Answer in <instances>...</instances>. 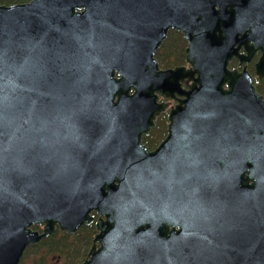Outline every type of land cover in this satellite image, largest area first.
Returning a JSON list of instances; mask_svg holds the SVG:
<instances>
[{
    "label": "water",
    "instance_id": "water-1",
    "mask_svg": "<svg viewBox=\"0 0 264 264\" xmlns=\"http://www.w3.org/2000/svg\"><path fill=\"white\" fill-rule=\"evenodd\" d=\"M171 29L186 64L162 68ZM242 44L261 77L264 0L0 5V264L91 211L81 264H264V98L227 68Z\"/></svg>",
    "mask_w": 264,
    "mask_h": 264
},
{
    "label": "flooded vegetation",
    "instance_id": "flooded-vegetation-1",
    "mask_svg": "<svg viewBox=\"0 0 264 264\" xmlns=\"http://www.w3.org/2000/svg\"><path fill=\"white\" fill-rule=\"evenodd\" d=\"M21 2L20 1H16V2H12V3H8L7 0H0V5L7 6V5L19 4ZM250 16L251 17H254V18H251V17L247 16V17H249L246 20V21H248V23L250 21H253V23H256L255 22V19L258 20V19L261 18L258 13L257 14H254L253 16L252 15H250ZM175 31H177V30H175ZM182 36H183V34H182ZM183 38H184V36H183ZM184 40H185V38H184ZM186 44H187V42L185 40L184 54H185ZM233 48H234L235 52L228 59L227 68L229 70H237L238 72H241L243 70H245L246 72H248L250 74V76H251L252 84L255 87L256 92H258V94L262 95L263 98H264V75H262L260 77L258 75L257 69H256V63L259 60V58L261 57V55H262L261 49H257L255 52H253V54L250 56V60L249 61H246V59H243V58L247 56V51L245 50L243 44L242 45H235ZM185 64L186 63H185V56H184V62L182 64H180V66L181 65H185ZM162 68H164V67H162ZM133 90L134 89L132 88L130 92H132ZM158 102H166V103H168V105H167L166 110L164 112H162L159 116H157V118L154 120V124H153V126L150 127L148 133L147 134H142V136H141V139H140L141 144L144 145V147L147 148L148 151L154 150L158 146V144L166 137V135H167V129H168V118H167L168 111H169V109H170L171 106H173L174 104H176V100L175 99L166 98V97L165 98L164 97H160ZM130 139H131V137H130ZM124 141H126V139H123L122 138V143H124ZM122 143H118L117 146L120 147V145H122ZM133 143H134V141L132 142V144ZM130 148H132V147H130ZM124 150H126V149H124ZM138 151L140 152V150H138ZM90 216L93 217V220L89 224L82 225L76 232H74L72 234H68V233H66L64 231H58L57 229L52 234H58V235L61 234L62 237L64 236L63 234L67 235V237H68L67 243L69 244V243H71L69 239H71V237L72 238L75 237V235L80 232L81 235H79V236H80V239H81V241L83 243H85V240H87V238H89V241L87 240L89 242V244L87 245V251H88L89 247L92 244V239H93V237H94V235L96 233L95 222L97 220L98 215H97V213L95 211H91L90 212ZM84 227H90L89 231L88 232L86 231V232L83 233V230L82 229ZM32 228L33 229H37L38 231H41L42 226L41 225L40 226L39 225H35ZM47 237H45V238H47ZM45 238H42L41 241L43 239H45ZM75 238H76V241H77V237H75ZM41 241L38 244H40ZM38 244L33 245V246H30V247L31 248H36V246ZM77 244H79V240L77 241ZM36 249L42 250L43 248H36ZM44 249H47V248H44ZM87 251H86L83 259H81L78 262V264H81L83 262V260L86 257ZM52 254H53L52 257H50L51 260L55 256H56V259L55 260H57L58 258L66 259V258H64L65 255H63V254H57V255H54V253H52ZM78 257H77V260L76 261H78L80 258H82V255L80 254V258H78ZM70 261L71 260H68L67 259V262L64 263V264H75V263H70ZM37 263L38 262H36L34 264H37ZM19 264H21V262H19ZM39 264H50V261H45V262L41 261Z\"/></svg>",
    "mask_w": 264,
    "mask_h": 264
},
{
    "label": "trees",
    "instance_id": "trees-1",
    "mask_svg": "<svg viewBox=\"0 0 264 264\" xmlns=\"http://www.w3.org/2000/svg\"><path fill=\"white\" fill-rule=\"evenodd\" d=\"M7 1L8 3H12L16 1H20V2L22 1L23 3H26L29 2L30 0H7ZM184 46H185V40L182 34L179 31L170 30L155 54V57L160 67L168 68L182 64L184 62V56H185ZM89 229L90 227H84L82 229L83 233L86 231L88 232ZM63 235L64 236L62 237L61 234L60 235L51 234L47 238L43 239L41 243L36 246V248H43V250L47 251V253L63 254L65 255L64 258L71 260L70 263H75L77 257L80 256V254L82 255L81 259H83L87 251L89 238H87L88 241L85 240V243H83L79 236L81 235V233L79 232L78 234L75 235V237H77V241L79 240V244L73 245L71 241H70L71 243L68 244L67 235L65 234ZM81 248L82 251H80ZM39 263L40 262L38 261L37 264ZM21 264L23 263L21 262Z\"/></svg>",
    "mask_w": 264,
    "mask_h": 264
},
{
    "label": "rangeland",
    "instance_id": "rangeland-1",
    "mask_svg": "<svg viewBox=\"0 0 264 264\" xmlns=\"http://www.w3.org/2000/svg\"><path fill=\"white\" fill-rule=\"evenodd\" d=\"M69 240L73 243V245L77 244L75 237H73V238L71 237V239H69ZM29 247H27L25 249L24 254L20 260V262H22L23 264H34L38 261L39 262L50 261V264H64L67 262V259L65 260L63 258H58L57 260H55L56 256L51 260L50 257H52V255H53L52 253H47V251H45L43 249L40 250V249L31 248V247L29 248ZM80 251H82V248L80 249ZM57 254L58 253H56L54 255H57ZM78 258H80V256ZM80 259L78 261H76L75 264H78Z\"/></svg>",
    "mask_w": 264,
    "mask_h": 264
}]
</instances>
